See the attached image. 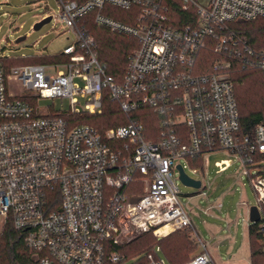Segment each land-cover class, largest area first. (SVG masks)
<instances>
[{"label": "built area", "instance_id": "2783aa9c", "mask_svg": "<svg viewBox=\"0 0 264 264\" xmlns=\"http://www.w3.org/2000/svg\"><path fill=\"white\" fill-rule=\"evenodd\" d=\"M58 2L56 19L75 36L57 55L66 60L8 67L0 55V234L11 222L35 264H167L157 251L127 257L117 248L146 233L165 238L191 227L177 161L229 151L257 196L260 219L251 224L264 253V123L243 133L231 76L233 63L253 67L264 85V49L229 26L264 19V0ZM90 17L135 41L120 79L98 58ZM208 48L219 58L206 71L200 56ZM106 94L128 123L105 133L78 124L102 114ZM56 99L68 100L69 109L38 107ZM143 109L159 116L157 142L135 115ZM230 165L217 163L220 171ZM199 242L200 254L186 264H217Z\"/></svg>", "mask_w": 264, "mask_h": 264}, {"label": "rangeland", "instance_id": "374dc122", "mask_svg": "<svg viewBox=\"0 0 264 264\" xmlns=\"http://www.w3.org/2000/svg\"><path fill=\"white\" fill-rule=\"evenodd\" d=\"M46 15L54 18L40 30H34L35 24ZM58 15V0H0V55L21 65V61L35 57L62 54L75 42V36L56 19ZM20 38L24 40L17 42ZM38 107L43 112H63L69 109V101L40 100ZM223 160H230L231 165L220 171L217 163ZM177 163L189 177L202 183L200 190H196L185 186L176 175L180 201L198 227L211 257L217 264H251L248 217L250 208L257 204V196L241 161L229 151L215 152L204 158L203 168L197 174L187 160L180 159ZM262 167L264 170V163ZM250 171L253 174L254 169ZM192 240L201 252L199 240L195 236ZM160 248L163 246L157 243L155 251L169 264Z\"/></svg>", "mask_w": 264, "mask_h": 264}, {"label": "trees", "instance_id": "16d2710c", "mask_svg": "<svg viewBox=\"0 0 264 264\" xmlns=\"http://www.w3.org/2000/svg\"><path fill=\"white\" fill-rule=\"evenodd\" d=\"M84 2L85 0H76ZM178 10L179 24L185 23V18ZM126 21V19L123 18ZM87 26L89 32L95 37L97 43V55L100 62L105 65L109 76L120 79L124 74L126 60L135 41L127 39L124 36L111 33L107 29L96 25L89 19ZM230 29L246 39L255 50L264 49V19L250 22L231 23ZM219 57L208 48L202 51L200 56V65L204 70H208L210 65ZM28 59V58H23ZM51 60H66L65 57L39 56L29 61H21L23 64H44ZM26 62V63H23ZM29 62V63H28ZM5 64L14 66L17 62L14 59L5 61ZM231 76L235 82V93L239 105L241 116V128L244 134L251 135L258 124L264 123V85L261 72L253 67H244L241 64L233 63ZM140 123L145 127L147 139L157 142L160 138V120L159 116L151 109H143L135 114ZM78 124H89L105 133L111 128H115L128 123L127 117L121 110L119 103L113 102L106 94L103 98V112L98 116L83 115L76 119ZM193 169L202 168V159L198 158L189 162ZM172 236H178L169 240ZM192 229L187 227L176 231L165 238H157L153 233H146L132 243L117 248L120 254L127 257H134L144 252L155 251L157 243L163 248L165 257L169 264H186L198 250L192 240ZM251 264H264V253L258 243V235L255 225H250L248 230ZM158 257L159 254H156ZM143 262V259H142ZM0 264H35L34 253L27 247L25 235L18 232L11 222L5 226L0 234Z\"/></svg>", "mask_w": 264, "mask_h": 264}, {"label": "water", "instance_id": "95a60500", "mask_svg": "<svg viewBox=\"0 0 264 264\" xmlns=\"http://www.w3.org/2000/svg\"><path fill=\"white\" fill-rule=\"evenodd\" d=\"M52 20L51 16H48L47 18H44L34 26V30H40L45 24L49 23ZM24 40V38H20L17 40V42H20ZM177 171H178V178L179 180L188 187L194 188L196 190H200L202 183L200 180L193 179L189 177L182 165L177 166ZM260 219V213L258 211V208L256 206H252L249 210V221L250 223L257 222Z\"/></svg>", "mask_w": 264, "mask_h": 264}, {"label": "crops", "instance_id": "0c3cea01", "mask_svg": "<svg viewBox=\"0 0 264 264\" xmlns=\"http://www.w3.org/2000/svg\"><path fill=\"white\" fill-rule=\"evenodd\" d=\"M202 159V168H203V160L204 158H201ZM197 170H200V169H197ZM249 219V217H248ZM251 223L249 221V226H248V230H249V227H250ZM191 229H192V235L195 236L198 240H200V232L198 230V227L196 226V224L194 223L193 219L191 218ZM200 254V250H197L195 255H193L192 257L196 256Z\"/></svg>", "mask_w": 264, "mask_h": 264}]
</instances>
